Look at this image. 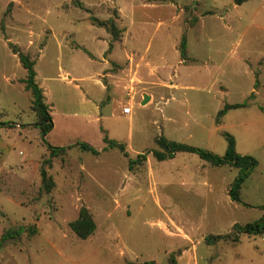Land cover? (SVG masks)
Segmentation results:
<instances>
[{"label":"rangeland","instance_id":"374dc122","mask_svg":"<svg viewBox=\"0 0 264 264\" xmlns=\"http://www.w3.org/2000/svg\"><path fill=\"white\" fill-rule=\"evenodd\" d=\"M21 53L50 106L47 139ZM226 132L259 161L243 202L230 196L238 168L153 153L163 135L224 154ZM49 144L68 147L51 164ZM82 207L96 223L86 239L71 227ZM263 216L264 0H0V264H264L261 235L207 240Z\"/></svg>","mask_w":264,"mask_h":264},{"label":"trees","instance_id":"16d2710c","mask_svg":"<svg viewBox=\"0 0 264 264\" xmlns=\"http://www.w3.org/2000/svg\"><path fill=\"white\" fill-rule=\"evenodd\" d=\"M246 0H235L236 4H242ZM93 19L100 25L105 26L113 35L114 38L118 36L119 29L116 26L115 21H109L111 24H108V21H99L98 18L93 17ZM112 45H110V48ZM187 49V37L183 36V41L181 44V54L182 56H186ZM21 61L24 67L27 70V77L24 80L26 83L27 89L31 90L33 94V104L32 108L37 112L38 121L36 122V126H38L41 130L44 139H47L48 134L54 128L53 117L50 112V106L46 102V96L43 88L37 82V71L35 69V62L30 59L28 55L23 53L20 54ZM256 85H258V80L256 81ZM254 96V93L250 95ZM246 106V103H235V104H226L224 108H222L218 113V119L224 116L230 109L239 108ZM227 139V149L224 154H218L212 150L207 148H202L194 145L187 144L185 142L169 140L163 135L159 136L157 139L158 144L163 148V150H155L153 153L159 160H165L169 158H173L178 152H192L197 153L204 160L214 164V165H225L229 164L239 169V173L233 181L230 188V196L233 200L238 202H243L241 198V191L244 183L254 170V168L259 164V161L249 155V154H241L236 149V140L235 137L229 133H225ZM105 142L111 147L120 148L127 155L125 151V144L119 142L118 140L111 139L106 134L104 136ZM84 150H90L96 154H99L100 151L95 148L93 145L81 141L77 143ZM68 147L63 146H54L49 144L50 157L47 159V163L51 164L52 158L56 157L60 154V152H66ZM70 148V147H69ZM146 154H139L137 158H130V168H133L135 164H141L144 160H146ZM42 177L47 188H50L52 185V180L49 178L47 170L42 169ZM72 229L77 233L81 238H88L92 235L96 230V223L93 219V216L89 212L88 208L82 207L79 213V217L71 223ZM18 231H14V234ZM31 235L37 233V228L33 227L31 229ZM246 234L249 236L252 235H261L264 237V216L258 220L253 222H247L245 224L236 223L234 225V231L226 234V235H215L207 237L209 242H215L217 240L225 239L233 242H238L241 238V235ZM8 235V233H7ZM10 235V236H9ZM8 236L12 237L13 233H10ZM146 264H157L156 261H150Z\"/></svg>","mask_w":264,"mask_h":264},{"label":"crops","instance_id":"0c3cea01","mask_svg":"<svg viewBox=\"0 0 264 264\" xmlns=\"http://www.w3.org/2000/svg\"><path fill=\"white\" fill-rule=\"evenodd\" d=\"M262 84H260V87H262L261 86ZM252 93H254L255 95H260L259 93H260V90H258V89H256V87L255 86H253L251 89H250V91L247 93V95H251ZM145 94H148V93H145ZM144 94V95H145ZM148 95H150V100L149 101H151V99H152V95L151 94H148ZM46 96V95H45ZM259 97H261V96H259ZM143 100H144V96H143ZM143 100H142V102H143ZM148 101V102H149ZM141 102V103H142ZM147 102V103H148ZM143 104V103H142ZM228 104H234V103H228ZM121 112H123V109L121 110ZM124 113V112H123ZM54 126H55V124H54ZM105 135H106V133H105ZM108 135V134H107ZM117 140V139H116ZM170 140V139H169ZM235 140H236V138H235ZM119 141V140H118ZM119 142H122V141H119ZM181 142V141H180ZM107 143V142H106ZM123 143V142H122ZM158 143V142H157ZM228 143V142H227ZM228 145V144H227ZM160 146V145H159ZM237 147H238V143H237V140H236V149H237ZM96 148V147H95ZM202 148H204V147H202ZM208 149V148H207ZM226 149H227V147H226ZM210 150V149H209ZM226 151V150H225ZM238 151V150H237ZM238 152H240V151H238ZM179 153V152H178ZM178 153H176V155L178 154ZM241 153V152H240ZM241 154H244V153H241ZM176 155L173 157V158H175L176 157ZM173 158H169V159H173ZM158 159V158H157ZM159 160V159H158ZM166 160V159H165ZM187 163V162H186ZM205 164V163H204ZM212 164V163H211ZM186 165H188V163L186 164ZM200 165H202V164H200ZM212 165H214V164H212ZM210 166V165H209ZM214 166H222V165H214ZM197 167H198V165H197ZM213 180H214V178H212ZM209 181H211V179L209 180V178H207V182H205V183H207V185H205V186H211V189H212V184H211V182H209ZM230 184V183H229ZM231 185V184H230Z\"/></svg>","mask_w":264,"mask_h":264},{"label":"water","instance_id":"95a60500","mask_svg":"<svg viewBox=\"0 0 264 264\" xmlns=\"http://www.w3.org/2000/svg\"><path fill=\"white\" fill-rule=\"evenodd\" d=\"M150 100V95H148V94H145L144 95V100H143V104H146L148 101Z\"/></svg>","mask_w":264,"mask_h":264}]
</instances>
